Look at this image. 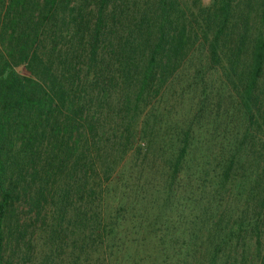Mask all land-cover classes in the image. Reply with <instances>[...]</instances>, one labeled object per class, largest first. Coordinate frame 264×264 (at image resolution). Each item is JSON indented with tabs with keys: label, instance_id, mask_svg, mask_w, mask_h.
<instances>
[{
	"label": "trees",
	"instance_id": "1",
	"mask_svg": "<svg viewBox=\"0 0 264 264\" xmlns=\"http://www.w3.org/2000/svg\"><path fill=\"white\" fill-rule=\"evenodd\" d=\"M231 6L0 0V264L25 263L19 229L39 217L38 264H59L71 226L68 264L264 259V167L244 154L261 141L264 4L244 79Z\"/></svg>",
	"mask_w": 264,
	"mask_h": 264
},
{
	"label": "rangeland",
	"instance_id": "2",
	"mask_svg": "<svg viewBox=\"0 0 264 264\" xmlns=\"http://www.w3.org/2000/svg\"><path fill=\"white\" fill-rule=\"evenodd\" d=\"M214 0H180L181 4L184 7L192 9L196 8L198 5L207 6L213 3ZM261 4H264V0H232V12L231 19L234 20V24H236L235 31H240L245 36V49L239 55L238 58H235V66L237 75H240L242 79L246 78L249 75L252 66V58H251V41L253 35L258 30V12L260 10ZM18 71L23 72L22 69H18ZM261 89L257 87L256 93H260ZM264 98V97H263ZM181 100H178L180 102ZM180 104V103H179ZM182 105L175 104L173 107V111L179 110ZM179 107V108H178ZM183 108H181L178 112L179 114H183ZM254 121L251 122V126L253 128L255 138L258 139L261 137V141L255 140L253 144V153H244L245 158L248 160V163L252 166L261 168L264 167V102L261 99L258 105V113L254 112ZM170 114V110H169ZM168 114V116H169ZM219 121H222L221 119ZM247 125V122L246 124ZM220 131V130H218ZM259 150H261L259 152ZM51 202L49 201L48 204ZM24 211V210H23ZM21 213H15L12 218V222H15V218L17 215H22ZM25 225H23L19 232L21 234L22 240L16 245L19 250V253L22 256V259H25L24 264H38L43 262L46 254L49 252V246H51L50 241V222L47 219H28L24 221ZM65 229L67 226L64 225ZM64 229V228H63ZM72 230L75 231V228L71 226V229H67L65 233H62V237H64L65 242L63 245L58 248V259L57 262L59 264H68L72 259L78 257L80 255V247L78 246V242L76 239V234L68 233ZM60 236V234H59ZM61 237V238H62ZM73 239V240H72ZM58 242V241H57ZM57 244V243H56ZM7 251H10L13 247L12 243L9 244ZM59 245V244H57ZM14 245V250H16ZM61 247V248H60ZM55 258V256H54ZM121 260V264L126 263L125 255H123ZM253 264H264V259H256Z\"/></svg>",
	"mask_w": 264,
	"mask_h": 264
}]
</instances>
